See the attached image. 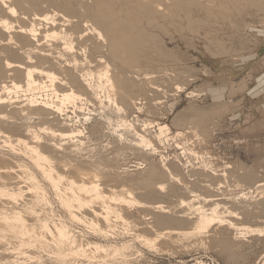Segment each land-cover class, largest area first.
Here are the masks:
<instances>
[{"label":"rangeland","instance_id":"rangeland-1","mask_svg":"<svg viewBox=\"0 0 264 264\" xmlns=\"http://www.w3.org/2000/svg\"><path fill=\"white\" fill-rule=\"evenodd\" d=\"M4 1L0 2V19L6 18L5 15L8 19H15L12 20V25L15 24L13 28L22 23L28 27V22L34 19V13L39 10L40 14L36 13L38 17L49 15L48 20H37L40 25L37 23L36 28L42 32L49 24L44 25L46 20H51V17L60 21L62 15L66 14L65 18L70 20L68 27L88 32L86 38L92 35L86 29L90 22L102 36L106 35L105 25L109 23L110 28L114 29L113 33L131 47L129 49L133 53L130 55L134 60L126 65L107 52L105 40L104 43L98 40L101 45L95 48V40L90 41L87 56L92 62H85L80 68H95L94 60L103 57L111 64L112 70L125 75L124 89L131 96L133 105L121 112L113 108L101 109L98 101L88 95V100L78 101L76 107L68 104L65 108L67 113L58 115L61 119L63 116L72 119L75 115L81 118L78 127L85 133L81 145L84 156L81 164L87 168V156L103 158L105 166L99 171L104 188L111 184L132 183L139 201L151 205H171L176 213L183 210L177 206L180 199L189 200L192 197L190 190L201 196L210 195L228 205H231L230 198L236 192H252L255 195L257 187L264 190V0ZM97 1L99 4H96ZM9 6L15 9L14 16L7 12ZM53 14L59 16H50ZM85 19L89 22H84ZM85 23L88 26H84ZM13 28V32H3L0 26V63L4 58L11 61L21 58V61L19 54L22 55L26 48L37 54L42 49L41 54L49 50L51 59L61 61L57 57L58 50L63 52L60 42L50 41L49 44L46 40V44L41 32L37 36L41 44L38 40L32 42V39L25 43L18 37L8 39L6 36L14 34L19 27L14 29L15 32ZM43 41L46 45H43ZM64 52L62 58H70L68 51ZM88 111H91L90 115ZM124 120L131 123L133 128L125 126ZM146 123L145 131L152 138L158 133V125H167L169 129L168 140L158 143L156 153H147L148 150L136 145V132H142ZM3 125L0 123L2 128ZM91 126H95L96 130ZM177 132L182 135L175 136ZM4 153L6 157H0V174L6 176L10 188L16 189L22 185L26 192L25 200H30L32 196L25 180L15 178L18 169L7 152ZM164 164H171L172 171L180 172V178L182 176L180 180L166 184L170 190L142 189V184L136 183L140 177H147L150 166L162 169ZM222 170H226L227 176L222 175ZM156 180L163 181L162 177ZM47 195L52 200L53 211L64 216L49 188ZM261 201L264 198L258 202ZM38 205V211L49 212L50 206L43 203ZM235 208L240 210L239 206ZM122 213L124 220L112 217L110 226L99 221L103 230L112 233L109 241L118 244L128 242L131 245L124 256H115L109 264H264V235L237 231L235 227L224 225L214 226L199 235L177 239L178 232L190 227L187 221L177 220L180 218L176 217L174 220H158L151 209L135 206L124 207ZM230 218L240 226L264 228V203L246 217ZM69 221L79 241L105 242L101 240V233L86 223ZM240 232L242 235L238 237ZM139 234L158 238L153 246H147L141 242ZM0 264L14 263L9 258L7 263L0 259ZM40 264L54 263L48 259L46 252H42ZM82 264L87 263L84 261ZM94 264H100L98 259Z\"/></svg>","mask_w":264,"mask_h":264},{"label":"bare ground","instance_id":"bare-ground-1","mask_svg":"<svg viewBox=\"0 0 264 264\" xmlns=\"http://www.w3.org/2000/svg\"><path fill=\"white\" fill-rule=\"evenodd\" d=\"M98 1L100 2V0ZM98 1L96 4H99ZM0 2L5 1L0 0ZM7 12L14 16L15 9L9 6ZM38 12L40 11L38 10ZM38 12H32L34 13V19L32 18L33 20L28 22V27L22 25L24 24L22 23L18 26L19 28L17 26L13 28L15 24L12 25V20L15 19H8L7 15H5L6 18L0 19V26L3 32L18 28V31L16 30L15 32L14 30V34L10 33L6 37L8 39L18 37V40L24 41V43L29 42L30 39H32V42L34 40L37 41V36L41 32H38L36 28L37 20L41 18L38 17V14H40ZM42 12L44 11L42 10ZM75 12L77 11L75 10ZM44 14L46 15V13ZM48 16H43L40 19L42 20L41 22L45 21V19L48 20ZM50 16L53 17L54 14ZM55 16L57 15L55 14ZM62 16V20L57 18L60 21L51 17V20H46L44 25H47V22L49 24L46 27L42 24L44 30L41 33L45 41H49V44L51 43L50 41L60 42L63 45L61 49L63 52L64 50L68 51L70 58L68 56L66 59H64L65 57L62 58L65 52L63 53L59 50L57 52V48V57L61 61L54 60L50 58L52 53L49 50L46 54H41L39 52L42 49L37 54L33 53L34 51L32 52L30 49L32 47L28 45L30 50L26 47L25 50L23 47L24 51L21 50V52L23 51L22 55L19 54L22 57L21 61H19L21 58L15 61L4 58V61L0 63V79L3 77L0 81V123H4V128L0 126V157H6L4 152H7L18 169L15 178L25 180L28 191L32 196L30 200L26 201L24 197L26 192L24 193L25 190L23 191L21 188L22 185L12 189L6 183V176L0 174V259L4 263H7L8 259L12 258L14 264H29L32 262L40 264L42 252H46L48 259L54 264H82L84 261L87 264H94L95 259H98L100 264H109L115 256H124L131 245L128 242L118 244L109 241L108 238L112 236V233L103 230L100 223L104 222L110 226L112 217L124 220L123 208H134V206L151 209L158 220H174L176 217L180 218L177 220L187 221L190 227L178 232L177 239L188 235H199L214 226L216 228V226L224 225L235 227L237 231L245 230L264 235V228H251L245 224V226H240L230 218L246 217L249 212H255V208L264 203V201L258 202L264 198V190L259 189V187L256 188L255 195L252 192L234 193L230 198L231 205L216 201L218 199L210 195L201 196L198 192L190 190L192 197L189 200L180 199L177 206L182 207L183 210L180 213L179 211L176 213L171 208V205L170 207L163 204L151 205L139 201L135 196L136 193L131 185L132 183L118 186L111 184L110 187H106L107 189L104 188L99 170L102 166L104 168L105 163H103V158L101 157L87 156L85 162L87 168H83L81 162L84 156L81 152V145L83 144L82 139L85 133L84 130L78 127L81 118L75 115L72 119H69L70 116L68 118H63V116L61 119L58 115L62 116L65 114V108H67L68 104L76 107L78 101L88 100V95L98 101L99 108H113L117 112L124 111V108L134 103L129 93L124 89V85H126L125 75L112 70L111 64L103 57L98 55L99 58L94 60L95 68H80V66L85 65V62L88 64L92 62L87 56L88 42L95 40V48V46L101 45L98 40H102L103 43L105 40L107 52L113 57L119 58L126 65L132 62L134 58L130 55V53H133L129 49L131 47L127 45L125 40L113 33L114 29L110 28L109 23L105 25L106 35L102 36L94 24L90 22L91 25H86L89 20L85 19L84 22L86 23L84 26H88L89 28L87 27L86 29L89 34H92L86 38L88 32L86 33L82 29L77 31L71 27L69 28L70 20L68 17L65 18L66 14ZM38 41L41 44V41ZM47 41L46 44H48ZM42 43L46 45L44 41ZM48 46L47 48L49 49ZM36 48H33V50ZM44 50L46 51V49ZM77 54L80 56H77ZM35 74H38L37 77ZM21 95L24 97H20ZM88 112V115H90L91 111ZM23 118L27 119V121H22ZM73 118L77 119L73 120ZM34 119H37V121ZM87 119L88 117L84 118V120ZM123 123H126V120ZM125 126L133 128L131 123H126ZM91 127L95 129V126ZM146 128L147 123L142 132H136L138 137L136 145L148 150L147 153H156L159 148L158 143L168 140L167 132L169 129L167 125H158V133L152 138L145 131ZM181 135V132H177L175 136ZM140 152L143 153L142 151ZM143 154L146 153L144 152ZM180 174V172L175 173L172 171L171 164H164L162 169L158 166H150L147 177L136 179V183L142 184V189H155L164 192L170 190L166 184L182 178V176L180 178ZM222 175L227 176L226 170H222ZM160 177L163 179L162 182L156 180ZM40 179L46 186L41 183ZM165 181L166 183H164ZM235 182L238 186V181L235 180ZM106 185L108 184L106 183ZM47 188L52 192V195L54 194V200L57 206L64 211V216L58 215L53 211L52 200L50 201L47 195ZM209 201L211 203L206 204ZM39 203H43L47 207L50 206L49 212L38 211V208H40L38 207ZM236 206H239L240 210L235 208ZM86 212L89 213L86 215ZM69 220L86 223L92 229L100 232L101 234H99L102 238L100 239H104L105 242L101 244L97 243L98 241H86L85 243L79 241L71 225H69ZM99 221L102 222L99 223ZM239 234L240 236L238 237H241L242 233L240 232ZM138 237L147 246H153L155 239L158 238H148L141 234Z\"/></svg>","mask_w":264,"mask_h":264}]
</instances>
